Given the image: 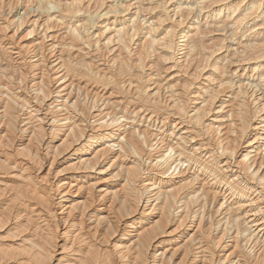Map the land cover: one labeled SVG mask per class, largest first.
Returning <instances> with one entry per match:
<instances>
[{
	"label": "bare ground",
	"instance_id": "1",
	"mask_svg": "<svg viewBox=\"0 0 264 264\" xmlns=\"http://www.w3.org/2000/svg\"><path fill=\"white\" fill-rule=\"evenodd\" d=\"M0 264H264V0H0Z\"/></svg>",
	"mask_w": 264,
	"mask_h": 264
}]
</instances>
